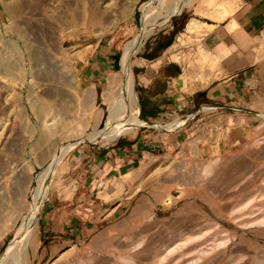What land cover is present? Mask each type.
I'll use <instances>...</instances> for the list:
<instances>
[{
  "label": "rangeland",
  "instance_id": "374dc122",
  "mask_svg": "<svg viewBox=\"0 0 264 264\" xmlns=\"http://www.w3.org/2000/svg\"><path fill=\"white\" fill-rule=\"evenodd\" d=\"M181 2L0 0V264H264V68L250 91L228 93L219 105L199 93L173 118L148 121L141 113L133 64L167 45L166 34L202 0ZM237 2L207 5L223 10L224 19ZM150 21L157 23L152 35L125 65L127 48ZM262 34L257 47L264 55ZM92 67L99 95H109L105 121L80 140H61V83L72 86L78 71ZM132 91L141 125L105 141L121 95ZM126 139L142 144L105 166L102 152ZM90 146L98 149L95 182L70 188L75 197L61 194L60 228L47 214L55 209L53 185L60 171L61 187L88 179L80 166L85 153L78 152ZM42 177L46 198L25 251L3 263Z\"/></svg>",
  "mask_w": 264,
  "mask_h": 264
},
{
  "label": "crops",
  "instance_id": "0c3cea01",
  "mask_svg": "<svg viewBox=\"0 0 264 264\" xmlns=\"http://www.w3.org/2000/svg\"><path fill=\"white\" fill-rule=\"evenodd\" d=\"M212 1L220 0H202L195 9L187 11V17L181 15V26L175 23L171 33L166 34L169 36L167 45H157L154 50L145 51L136 58L133 68L141 113L148 121L177 116L179 111L190 107L199 93L219 105L228 93L239 95L240 90L250 91V85L254 84L252 77L264 68V62L260 60V56H264L263 48L257 47L264 30V0H239L232 15L224 19H219L223 10L207 5ZM190 42L198 47L196 52L181 49L182 44ZM199 60L204 63L201 71ZM114 64L105 58L110 73L114 72ZM98 72L97 67L81 69L76 73L75 84L61 83V140H80V134L96 132L105 121L109 95L105 97L103 92L99 95L102 84ZM200 75L204 76L203 80L197 79ZM141 144L140 139H126L110 151L102 152L105 166L113 164L115 159L123 161ZM97 150L90 146L78 152V155L85 153L80 166L87 173L84 178L88 179L80 176L78 178L84 180L76 179L61 187L60 171L53 185L50 203L55 209L47 214L59 221L60 228L61 194L75 197L77 191L70 192V188L79 189L83 183L92 185L95 182L91 176L92 168L94 172L97 169ZM74 160L76 158L72 157L71 162Z\"/></svg>",
  "mask_w": 264,
  "mask_h": 264
},
{
  "label": "bare ground",
  "instance_id": "6f19581e",
  "mask_svg": "<svg viewBox=\"0 0 264 264\" xmlns=\"http://www.w3.org/2000/svg\"><path fill=\"white\" fill-rule=\"evenodd\" d=\"M179 1L181 2L182 0H179ZM173 4H175V3H173ZM179 4H178V6H179ZM186 4L188 5L189 3H186ZM209 5H210V3H209ZM182 7H184V6H182ZM171 8H173V10H174V7H171ZM183 9L184 8H182V10ZM182 10L177 9V10H174L172 13H180L179 11H182ZM162 19H164V18L160 17L158 20L156 19V22L158 23V21L160 22V20H162ZM156 22L152 23V21H150L148 24H146L145 25L146 28L143 30V32L140 36V39L137 40V42L129 45V47L127 48V50L125 52V56H124V64L125 65H127L128 60L133 55H135V53L142 46V40H146L149 36L152 35V33H153V31L157 25ZM125 80H126V82L132 84L133 76H132V73L129 69L125 72ZM138 117H139V107H138L137 99H136L134 92L132 91V93L130 92L129 94H126L123 92V94L121 95L119 102H118V106H117V110H116V113H115V116L113 119L112 126L106 130L104 140L108 141V140L116 139V138H119L120 136H125V135L132 133L136 128H138L141 125ZM45 198H46L45 177L44 178L42 177L41 180L39 181L38 188L36 189L34 208H33V210H31L32 212L30 213V216H27L24 219L23 228L20 232V235H19V237H17L16 241L11 245L3 263L8 262L9 260L7 261V259H9L10 257H13V256L17 257V254L21 253L20 250H22L23 246H24V248H26L25 243H28L27 241L29 240L30 235L32 233L31 229H32L34 222H35V216H36L37 210L42 205ZM24 251H25V249H24ZM24 251L22 250V252H24Z\"/></svg>",
  "mask_w": 264,
  "mask_h": 264
}]
</instances>
